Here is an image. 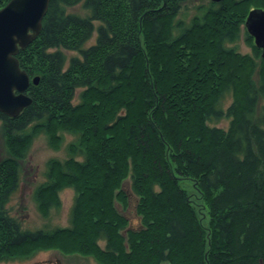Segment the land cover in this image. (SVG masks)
Masks as SVG:
<instances>
[{
  "label": "trees",
  "instance_id": "1",
  "mask_svg": "<svg viewBox=\"0 0 264 264\" xmlns=\"http://www.w3.org/2000/svg\"><path fill=\"white\" fill-rule=\"evenodd\" d=\"M187 1L49 0L16 56L39 78L32 104L0 112V262L51 249L97 264H264V58L244 26L264 0L209 1L186 23ZM241 28L251 54L235 45ZM221 118L226 129L209 125ZM63 132L68 156L47 162L33 199L46 218L71 189L70 225L22 230L6 209L18 163L39 134L59 150ZM127 180L136 228L116 208L128 207Z\"/></svg>",
  "mask_w": 264,
  "mask_h": 264
},
{
  "label": "rangeland",
  "instance_id": "2",
  "mask_svg": "<svg viewBox=\"0 0 264 264\" xmlns=\"http://www.w3.org/2000/svg\"><path fill=\"white\" fill-rule=\"evenodd\" d=\"M211 0H188L178 14V18L188 23L190 19L196 14L199 6L206 5ZM223 1V0H222ZM221 1V2H222ZM81 5H76L68 10L74 13L84 15ZM254 8H249V11ZM248 11V13H249ZM248 15V14H247ZM97 26V23H94ZM243 28H241L242 30ZM242 36L235 43L237 49L242 54H251V46L244 40L243 30ZM96 33L94 32L92 38L84 45L88 47L94 43ZM254 44V40L252 42ZM66 57L69 59L76 54L73 52H65ZM261 55V52H260ZM27 94V93H26ZM76 101V100H75ZM232 102L230 94H225L220 101V107L225 110ZM257 111L262 114L264 111V97L260 99ZM229 120L221 118L209 123L211 126H216L222 129L228 127ZM1 124V122H0ZM63 142L59 150H54L48 145L47 137L44 134H39L33 140L26 156L22 161H19V176L16 187L10 193L6 209L8 213L17 219L20 223L22 230L34 231L38 229L51 230L56 227H68L70 211L73 205L74 192L71 189H64L59 193L60 208L50 209L49 215L44 218L36 208L33 192L35 188L46 180L47 167L46 164L50 159H57L63 161L67 158L66 146L73 141L74 136L63 132L61 133ZM7 155L3 139L0 135V160ZM184 188L188 193L194 194L193 198L197 203H201L198 199L199 194L195 192L190 184H184ZM124 189L129 198V204L125 211H122L120 206L116 204L117 210L122 213L128 220L130 228H136L138 225V218L135 214L136 198L130 190V182L127 180L124 184ZM206 222V220H205ZM103 246V242H99ZM0 264H97L93 258L81 255H63L55 250H41L34 253L27 258H13L7 261L0 262Z\"/></svg>",
  "mask_w": 264,
  "mask_h": 264
},
{
  "label": "water",
  "instance_id": "3",
  "mask_svg": "<svg viewBox=\"0 0 264 264\" xmlns=\"http://www.w3.org/2000/svg\"><path fill=\"white\" fill-rule=\"evenodd\" d=\"M48 4L49 0H10L0 9V112L9 118L32 104L26 91L30 84L37 85L39 78L30 79L16 56L40 34ZM244 26L264 58V11L250 10Z\"/></svg>",
  "mask_w": 264,
  "mask_h": 264
},
{
  "label": "flooded vegetation",
  "instance_id": "4",
  "mask_svg": "<svg viewBox=\"0 0 264 264\" xmlns=\"http://www.w3.org/2000/svg\"><path fill=\"white\" fill-rule=\"evenodd\" d=\"M252 9H262L263 11H264V9L263 8H260V7H254V8H252ZM251 9V10H252Z\"/></svg>",
  "mask_w": 264,
  "mask_h": 264
}]
</instances>
